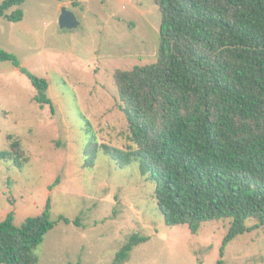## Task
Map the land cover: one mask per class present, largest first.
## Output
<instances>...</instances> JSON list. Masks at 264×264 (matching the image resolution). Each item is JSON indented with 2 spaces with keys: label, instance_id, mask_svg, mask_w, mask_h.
I'll list each match as a JSON object with an SVG mask.
<instances>
[{
  "label": "rangeland",
  "instance_id": "1",
  "mask_svg": "<svg viewBox=\"0 0 264 264\" xmlns=\"http://www.w3.org/2000/svg\"><path fill=\"white\" fill-rule=\"evenodd\" d=\"M62 8L76 15L77 29L59 26ZM20 9V22L0 17V49L48 81L54 112L35 101L26 74L0 64V222L14 213L20 227L51 198L52 220L63 216L71 223H57L46 236L37 250L41 264H114L133 235L148 241L123 264H264V225L248 222L258 228L236 238L221 257L229 221L207 223L198 234L168 227L156 183L137 163L121 170L100 152L95 168H84L92 135L114 148L131 145L114 74L157 62L161 15L155 0H77V6L26 0ZM14 141L21 144L22 168L9 155Z\"/></svg>",
  "mask_w": 264,
  "mask_h": 264
},
{
  "label": "trees",
  "instance_id": "2",
  "mask_svg": "<svg viewBox=\"0 0 264 264\" xmlns=\"http://www.w3.org/2000/svg\"><path fill=\"white\" fill-rule=\"evenodd\" d=\"M70 1L77 6V0ZM25 2L4 1L0 17L22 21ZM155 4L161 15L157 62L114 74L131 145L114 148L92 135L83 151L84 168L94 169L100 152L121 170L137 163L141 175L156 183L168 227L187 226L198 234L207 223L229 221L223 257L236 238L258 228L248 222L264 225V0ZM13 8L19 9L8 16ZM4 62L26 74L37 92L35 101L54 112L48 81L29 74L0 49ZM9 155L22 168L19 141L11 143ZM50 199L40 215L20 227L14 213L0 222V264H41L37 250L46 236L57 223H71L63 216L52 220ZM147 241L131 236L114 264L125 263Z\"/></svg>",
  "mask_w": 264,
  "mask_h": 264
},
{
  "label": "water",
  "instance_id": "3",
  "mask_svg": "<svg viewBox=\"0 0 264 264\" xmlns=\"http://www.w3.org/2000/svg\"><path fill=\"white\" fill-rule=\"evenodd\" d=\"M59 26L62 29L74 30L80 26V22L73 12H70L66 8H63L62 14L59 18Z\"/></svg>",
  "mask_w": 264,
  "mask_h": 264
},
{
  "label": "crops",
  "instance_id": "4",
  "mask_svg": "<svg viewBox=\"0 0 264 264\" xmlns=\"http://www.w3.org/2000/svg\"><path fill=\"white\" fill-rule=\"evenodd\" d=\"M63 9V8H62Z\"/></svg>",
  "mask_w": 264,
  "mask_h": 264
}]
</instances>
